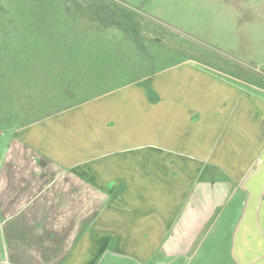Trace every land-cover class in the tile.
Here are the masks:
<instances>
[{"label":"crops","instance_id":"crops-1","mask_svg":"<svg viewBox=\"0 0 264 264\" xmlns=\"http://www.w3.org/2000/svg\"><path fill=\"white\" fill-rule=\"evenodd\" d=\"M208 71L186 70L193 88L151 77L139 104L110 96L88 117L16 131L0 163V264H264V78ZM238 178L241 224L201 236L185 190L198 207Z\"/></svg>","mask_w":264,"mask_h":264},{"label":"rangeland","instance_id":"rangeland-1","mask_svg":"<svg viewBox=\"0 0 264 264\" xmlns=\"http://www.w3.org/2000/svg\"><path fill=\"white\" fill-rule=\"evenodd\" d=\"M190 67L257 85L264 78V0H0V163L16 131L88 117L110 96L139 104L136 87L146 89L151 77L165 88H193ZM188 155L185 149L186 165ZM238 184L214 200L206 195L198 207L191 186L181 214L202 210L194 223L201 236L236 231L244 212ZM109 258L99 264H112Z\"/></svg>","mask_w":264,"mask_h":264},{"label":"trees","instance_id":"trees-1","mask_svg":"<svg viewBox=\"0 0 264 264\" xmlns=\"http://www.w3.org/2000/svg\"><path fill=\"white\" fill-rule=\"evenodd\" d=\"M147 92H148L149 95L151 94V91L148 88H147Z\"/></svg>","mask_w":264,"mask_h":264}]
</instances>
